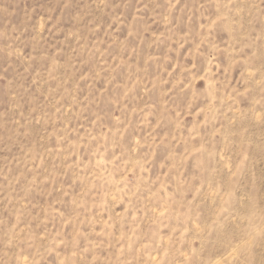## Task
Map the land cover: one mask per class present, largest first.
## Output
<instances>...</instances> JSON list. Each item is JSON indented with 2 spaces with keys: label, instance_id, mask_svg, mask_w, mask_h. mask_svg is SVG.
<instances>
[{
  "label": "rangeland",
  "instance_id": "obj_1",
  "mask_svg": "<svg viewBox=\"0 0 264 264\" xmlns=\"http://www.w3.org/2000/svg\"><path fill=\"white\" fill-rule=\"evenodd\" d=\"M0 264H264V0H0Z\"/></svg>",
  "mask_w": 264,
  "mask_h": 264
}]
</instances>
